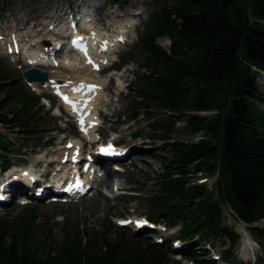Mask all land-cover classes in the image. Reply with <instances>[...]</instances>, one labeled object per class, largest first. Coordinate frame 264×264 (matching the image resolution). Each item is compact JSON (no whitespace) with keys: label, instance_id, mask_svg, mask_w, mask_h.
<instances>
[{"label":"trees","instance_id":"1","mask_svg":"<svg viewBox=\"0 0 264 264\" xmlns=\"http://www.w3.org/2000/svg\"><path fill=\"white\" fill-rule=\"evenodd\" d=\"M142 28L137 48L151 72L143 76L139 91L136 85L127 86L139 102L129 119L152 109L166 113V121L149 128L170 142L165 144L169 156L153 179V194L136 193V199L147 206L144 216L149 221L160 220L167 228L179 224L174 240L184 246L178 255L214 264L203 248L225 239L220 259L229 263L238 235L221 225L219 206L226 204L244 223L264 221V110L256 107H264V98L251 71L255 67L264 72V0H249L248 9L241 8L239 0H173L170 6L159 0ZM162 36L170 38L168 54L155 43ZM16 83L0 66V126L20 139L32 137L33 147L43 146V135L50 130L41 127L38 98ZM212 110L211 119L189 113ZM179 115L192 135L204 137L195 142L170 139L174 121L169 118ZM140 136L131 134L132 139ZM5 138L0 134L1 169L8 168L14 146ZM196 174L213 176L212 190L191 183ZM33 228L38 230L32 218L0 216V264L174 263L162 252V243L141 247L133 236L123 238V232L110 239L101 232L63 230L56 241L48 238L46 226L37 232ZM249 232L264 238V229Z\"/></svg>","mask_w":264,"mask_h":264},{"label":"rangeland","instance_id":"2","mask_svg":"<svg viewBox=\"0 0 264 264\" xmlns=\"http://www.w3.org/2000/svg\"><path fill=\"white\" fill-rule=\"evenodd\" d=\"M4 1H6L5 4L0 1V30L12 31L15 28L20 29L22 31L20 34L24 35L26 33V38L29 37V42L33 43V48L35 49H40L43 40L50 42L58 40L57 36L51 33V30H47V26L52 24L50 22L52 17H57L69 6L74 7L76 3L87 2V0ZM158 1L159 0H97L100 9H85L86 12L88 11L89 15L92 17L93 14L96 15L99 22L105 23L107 26H127L126 30L128 31L129 39L125 37L126 43L119 45L113 52L109 51L107 55L108 61L112 66L108 69H104L101 73L95 74L92 79L94 81H100L103 86V93L96 105L99 112L98 120L101 121V129L99 128L97 133L98 139L103 142L109 136H112L114 141L117 142V145L133 148L134 150V153L120 164L123 173L118 175L116 188L126 187V189L128 188L131 192L138 193L140 197L146 194L149 196L153 194L155 189V187H153V179L161 173L164 160L169 156L165 144L170 142V140L169 138L158 139L156 137L157 134L152 132L149 128V125L153 122L161 123L166 121V118H162V115H166V113L157 112L152 109V111L146 110L147 115L149 114L147 120L144 119L147 115H138L133 120L129 119L130 110L138 107L139 102L136 98L135 91H132V93L129 91L127 93L125 92V85L127 83L131 86L136 85L137 91H139L140 86L144 83L143 76L151 72L150 67L143 66L144 52L137 48L138 33L142 31V28L139 26L133 28V26L130 27V24L138 21V12H140L141 15H150V10H152V7ZM165 1L166 6L173 4V0ZM239 3L241 8L248 9L249 0H239ZM134 35L137 36L136 40L131 39ZM168 39L170 40V38L166 36L157 37L155 39L156 45L161 50L165 51L166 54L169 53ZM118 61L123 64L118 65ZM0 66L7 69L9 73L15 77L16 84L25 88L31 95L35 97L42 95L47 99L39 100L38 97V105L42 108V113L40 115L42 122L40 124H42L41 127L43 130H56L57 126L61 129L57 131L59 134H56V132L45 133V135L41 134L43 135V146L33 147L36 140L32 139V137H28L29 139H20L14 131L0 126V134L6 137L5 141L10 140L14 145L9 153L10 157L7 158L9 165L7 168L8 170H4L8 171L6 172L8 176L16 174V171L23 166H27L33 169V171H36V167H40L41 170H44L47 162L53 161L55 157L57 158L59 156L58 153L60 152V148L64 142H67V137H74L77 141L75 130L71 125L64 122L65 115L58 109L56 101L47 93V89L39 93H34L24 83L21 78V73L26 69L24 64H11L0 58ZM41 70L43 72H49L51 76H57L61 78V80L64 78L74 79L72 77L77 75L76 73L80 71L77 69L65 71L63 68L58 67L54 70ZM50 75L48 74V76ZM254 82L256 89L264 98V76L259 75L258 77H254ZM1 88L0 86V90H2ZM42 92L43 94H41ZM2 95L3 93L0 94V100L2 99ZM256 107L259 111L264 110L263 105L260 103H258ZM56 110H59L58 113L61 115V118L56 116ZM136 112L139 114L141 110L138 109ZM185 113L188 114V112ZM189 113L206 119H211V117L215 115L213 110L207 111V113H195V111ZM169 119L174 121L172 132L168 136L172 140L195 142L202 139L205 135L204 133L203 135H192L191 130L184 126L185 120L182 115L172 116ZM134 129H139L137 131L138 136L141 135L139 139L130 138V133ZM150 136L155 137L151 138ZM188 169L192 172L191 168ZM1 170L0 168V173ZM191 179V183L205 185L208 190H212L213 188L214 177L211 175L196 174ZM99 183L89 195L84 198L56 204L46 201H30L28 205L24 207L11 204L6 206V208H0V216L8 215L10 219L13 218L17 220L32 218L34 224L38 227V230L33 228L35 232L39 231L40 227L46 226V228L49 229L48 238L56 241L61 239L63 230H81L83 232L86 231V233L101 232L107 234L110 239H116L120 232H123L125 234L123 238L133 236L141 247L159 244L157 239L161 238V250L166 254L168 259L174 261L173 264H197L193 261L191 262L187 258L183 259L180 256L178 257V255L172 254L174 251H180V242L177 246H174L171 242L176 235V230L179 229V224H176L175 227L166 229L162 226V222L158 220L154 221L159 223V226L156 227L157 231L150 230L136 234L131 231L130 225L123 229L119 228L115 224L117 219L144 216L147 212V206L144 205L143 201L137 202L135 198L120 195L119 190H115L112 187L109 176L103 180L102 185ZM215 196L216 194H214V197ZM173 199L176 200V198ZM30 208H32V211H28ZM219 208L221 225L231 229L232 232L237 235L236 228L241 226H247L248 229L253 227L264 229V221L262 220L257 223L247 224L237 219L226 204H221ZM164 228L166 229L165 231H163ZM85 237L86 236L83 235V238ZM252 237L259 245V248L255 249L251 254L247 252L241 253L240 239H238L232 250L231 261L226 264H264V238H257L253 235ZM222 240L226 243L225 239ZM167 241L171 242L169 246H165ZM224 243L220 244L216 242L212 247L207 245L204 246L203 249L206 251L207 258L217 263V259H219L218 255L221 257V250L226 247ZM196 252L200 253L199 249H197ZM242 255H246L248 259H242ZM200 256H202L201 253Z\"/></svg>","mask_w":264,"mask_h":264},{"label":"bare ground","instance_id":"3","mask_svg":"<svg viewBox=\"0 0 264 264\" xmlns=\"http://www.w3.org/2000/svg\"><path fill=\"white\" fill-rule=\"evenodd\" d=\"M92 23V25H95V22L94 21H92L91 22ZM92 26H88V28H91ZM54 29V32H56V33H59L57 30H60V28H57V27H55V28H53ZM123 29V28H122ZM92 30V36H91V38H92V41H95L96 42V45H95V52L96 51H98V46H99V43H100V41L102 40V39H104V36L105 35H103V33H101L100 34V36H98V33L96 32V30L95 29H91ZM115 32L116 33H120V31H118V30H115ZM52 34H53V32H51ZM54 35V34H53ZM88 35V34H87ZM27 40L29 39V37L28 38H26ZM124 40H126L125 38H123ZM34 41V40H33ZM25 43H23V45H24V47L26 48V47H28V44H27V42L26 41H24ZM37 42V41H36ZM28 43L29 44H31V42H29L28 41ZM106 50L109 48V47H111V45H109V42L107 43V45H106ZM53 49H55V46H54V48ZM53 49H51L50 51H52ZM108 52H109V50L107 51V53L105 54L106 56H102V57H105V58H107V54H108ZM41 54L42 53H36V55H34L33 56V58L30 60L32 63L31 64H26V63H23V64H26V69H28V68H37L38 70H40V71H42L41 69H52L53 70V67H50V66H40V64H42V63H44L45 61H44V59H42L41 58ZM74 57H76L77 58V56L76 55H74ZM99 62H101V61H104V59L103 58H100L99 60H98ZM60 64H59V68H63L65 71H69V70H73L72 69V64H73V61H72V59H70V58H64V59H62L60 62H59ZM77 70H80L79 72H75L77 75H74L72 78H74V79H71L70 81H69V88H71L72 86H75V85H78V84H87V83H94V84H97V85H99V86H101V89H103V86H102V83L100 82V81H94L92 78L95 76V73L94 72H92L90 69H88V68H83V67H80V68H78ZM44 72H46V71H44ZM47 74H49L50 75V73L49 72H47ZM58 82H61V83H66V80H61V78H58L57 76H48L47 77V81H46V83H44L43 85H37V84H29L28 85V87L32 90V92H34V93H39V92H41L42 90H44V89H46V88H48V87H50V86H52V85H54V84H56V83H58ZM68 88H65V89H62L63 91H66ZM103 98H104V96H103ZM98 100H99V98H97V99H95V105H94V107L97 105V103H98ZM93 108V107H92ZM96 109V108H95ZM82 112H84L83 110H82ZM86 122L87 121H85V124H86ZM93 134H96V132H93ZM92 138V137H91ZM94 138H96V136H94ZM88 140H89V136H87V138L86 139H83L82 141H80V142H78V145H81L82 143H84L85 141L88 143ZM86 143V144H87ZM60 149H63V150H66L67 149V146H61V148ZM128 150H129V155H131V154H133L134 153V150H133V148H128ZM66 151H70L69 149H67ZM138 153V152H137ZM136 154V153H135ZM69 157H68V162L67 163H69ZM51 164L50 163H47V164H45V168H48L49 166H50ZM7 171V170H6ZM14 175H16V174H12V175H9V176H14ZM7 176H8V174L6 173L3 177L0 175V182L3 180V182H4V180H7ZM2 177V178H1ZM32 178V176H30V181H31V184L32 185H36V181H34V180H32L31 179ZM91 180H93L92 178H91ZM103 180H105V179H101L98 183L100 184V185H102L103 184ZM85 183H87V182H90V177L89 176H86L85 177V181H84ZM95 186V185H94ZM8 191L7 192H5L3 195L7 198V200L8 201H12L13 199H14V193H15V187L14 186H12V185H10V184H8V185H5L4 186ZM36 187V189H40L39 187L40 186H35ZM38 187V188H37Z\"/></svg>","mask_w":264,"mask_h":264},{"label":"clouds","instance_id":"4","mask_svg":"<svg viewBox=\"0 0 264 264\" xmlns=\"http://www.w3.org/2000/svg\"><path fill=\"white\" fill-rule=\"evenodd\" d=\"M259 248V245L252 237L250 233H247L243 229L240 230V251L241 253L247 252L251 254L255 249ZM242 259H247L246 255L241 256Z\"/></svg>","mask_w":264,"mask_h":264},{"label":"water","instance_id":"5","mask_svg":"<svg viewBox=\"0 0 264 264\" xmlns=\"http://www.w3.org/2000/svg\"><path fill=\"white\" fill-rule=\"evenodd\" d=\"M44 45L47 44V42H43ZM23 79L29 83V82H37L39 85H42L46 81V73H40L37 70L31 69L23 72L22 74Z\"/></svg>","mask_w":264,"mask_h":264},{"label":"snow or ice","instance_id":"6","mask_svg":"<svg viewBox=\"0 0 264 264\" xmlns=\"http://www.w3.org/2000/svg\"><path fill=\"white\" fill-rule=\"evenodd\" d=\"M75 43H77V42L74 41V44H75ZM89 63H91V61H89ZM93 66L96 67L95 65H93ZM91 87H94V86H91ZM63 99L65 100L66 103H71L70 101L67 100V97H63ZM80 123H81V128H82V130H86V129H84V127H83V118H82V117H81ZM91 126H93V125L90 124L89 127H91ZM109 149H110V146H109ZM102 150H103V149H102ZM25 175H27V173H25ZM0 199H3V197H0ZM121 223H125V222L122 221ZM142 223H143V222H138L137 226H138V227L141 226Z\"/></svg>","mask_w":264,"mask_h":264},{"label":"built area","instance_id":"7","mask_svg":"<svg viewBox=\"0 0 264 264\" xmlns=\"http://www.w3.org/2000/svg\"><path fill=\"white\" fill-rule=\"evenodd\" d=\"M251 71L255 74V77H258L259 75L264 76V72L259 71L255 67H251Z\"/></svg>","mask_w":264,"mask_h":264}]
</instances>
